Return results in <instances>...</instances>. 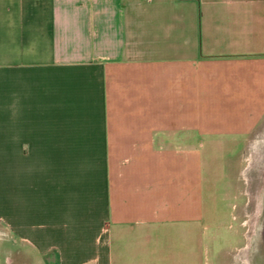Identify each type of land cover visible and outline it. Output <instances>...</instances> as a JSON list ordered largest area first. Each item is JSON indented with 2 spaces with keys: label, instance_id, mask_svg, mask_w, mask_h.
Here are the masks:
<instances>
[{
  "label": "crops",
  "instance_id": "1",
  "mask_svg": "<svg viewBox=\"0 0 264 264\" xmlns=\"http://www.w3.org/2000/svg\"><path fill=\"white\" fill-rule=\"evenodd\" d=\"M233 147L264 150V0H0L10 264H194Z\"/></svg>",
  "mask_w": 264,
  "mask_h": 264
},
{
  "label": "rangeland",
  "instance_id": "2",
  "mask_svg": "<svg viewBox=\"0 0 264 264\" xmlns=\"http://www.w3.org/2000/svg\"><path fill=\"white\" fill-rule=\"evenodd\" d=\"M237 148L221 151L215 159L221 169L211 188L216 186L215 200L223 211L215 216L220 225L201 231L194 264H264V150L246 160L251 152H245L244 159L243 150ZM3 164L9 175L10 167ZM1 244H10L9 238L0 237ZM4 245L0 264H10L11 249Z\"/></svg>",
  "mask_w": 264,
  "mask_h": 264
}]
</instances>
